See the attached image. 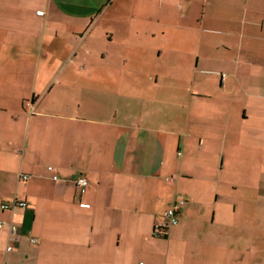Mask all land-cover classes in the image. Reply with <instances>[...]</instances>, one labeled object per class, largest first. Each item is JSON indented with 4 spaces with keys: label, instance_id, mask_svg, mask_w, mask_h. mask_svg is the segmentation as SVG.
<instances>
[{
    "label": "crops",
    "instance_id": "crops-1",
    "mask_svg": "<svg viewBox=\"0 0 264 264\" xmlns=\"http://www.w3.org/2000/svg\"><path fill=\"white\" fill-rule=\"evenodd\" d=\"M263 138L264 0H0V264H264Z\"/></svg>",
    "mask_w": 264,
    "mask_h": 264
},
{
    "label": "rangeland",
    "instance_id": "rangeland-1",
    "mask_svg": "<svg viewBox=\"0 0 264 264\" xmlns=\"http://www.w3.org/2000/svg\"><path fill=\"white\" fill-rule=\"evenodd\" d=\"M202 11V8H200ZM207 11V9H206ZM219 69H222L221 66H218L215 69V72H218L217 74L221 73ZM225 74V73H221ZM244 131V129H243ZM260 138V137H259ZM258 138V139H259ZM244 137H242V143L244 144ZM264 139V138H263ZM253 149L250 152L249 149H247V155L249 154V158H241L236 163V168L234 169L231 174H223L225 175L226 179H231L230 183H232L229 186V183H227L228 187L230 189H227L228 192H235V195H237V201L236 203L238 204V207H249V208H254L258 206L259 208L262 206L264 208V178L262 180V183H260V178L264 176V142H255L256 140L253 139ZM246 151V150H245ZM246 155V156H247ZM249 163V165H248ZM250 171H254V173L250 174ZM234 172L236 173L234 176ZM252 175V178L247 180V176ZM257 175V177L255 176ZM256 182H252V180H256ZM225 180H222V186L224 184ZM249 197V203L243 202L245 198ZM263 200H260V199ZM261 207V208H262ZM262 208V209H263ZM174 239V238H173ZM169 259V258H168ZM170 260V259H169ZM163 263L164 259L162 260ZM162 264V263H161Z\"/></svg>",
    "mask_w": 264,
    "mask_h": 264
},
{
    "label": "built area",
    "instance_id": "built-area-1",
    "mask_svg": "<svg viewBox=\"0 0 264 264\" xmlns=\"http://www.w3.org/2000/svg\"><path fill=\"white\" fill-rule=\"evenodd\" d=\"M225 77V74H221V79H223ZM26 177V176H25ZM75 185L78 189V192L80 195H82L87 187H88V180L87 178L80 174L75 178ZM184 203V201H180L177 204H174L172 207L168 208L162 218L161 221L159 223H156L154 225V229H153V235L157 236V237H161L165 234L166 230L171 227L174 226L176 224H178L179 219L177 216V213L180 209V206ZM27 203L25 201H13V202H1L0 203V211H16V210H21L26 208ZM4 225L3 222H0V228H2ZM7 229L9 232V236L11 238L12 241H17L19 239V232H18V227L13 224L12 222L8 223L7 225ZM30 241L32 243L36 242V239L33 237H30ZM12 250V245L8 244L6 246V251L9 252ZM139 264H143V263H139Z\"/></svg>",
    "mask_w": 264,
    "mask_h": 264
},
{
    "label": "trees",
    "instance_id": "trees-1",
    "mask_svg": "<svg viewBox=\"0 0 264 264\" xmlns=\"http://www.w3.org/2000/svg\"><path fill=\"white\" fill-rule=\"evenodd\" d=\"M163 236H165V235H163Z\"/></svg>",
    "mask_w": 264,
    "mask_h": 264
}]
</instances>
